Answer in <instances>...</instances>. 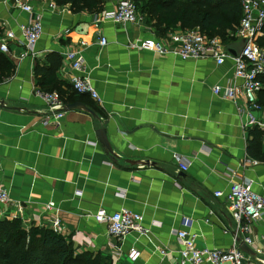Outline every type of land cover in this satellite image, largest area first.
<instances>
[{"label":"crops","instance_id":"1","mask_svg":"<svg viewBox=\"0 0 264 264\" xmlns=\"http://www.w3.org/2000/svg\"><path fill=\"white\" fill-rule=\"evenodd\" d=\"M49 2L32 0L43 15L35 54L19 58L23 47L14 41H8L9 52L0 51L14 64L13 73L0 82V182L22 206L17 218L25 226L50 228L59 218L60 233L79 251L110 255L112 264H172L180 248L174 231L184 217L192 220L197 246L232 247L236 222L225 199L214 192L226 194L236 180L252 181L254 191L264 194V132L258 156L250 157L246 147L253 126L247 125L242 102L213 93L215 85L241 82L233 77L232 59L218 65L212 58L159 55L151 49L153 42L184 30L158 37L146 21L96 22L97 13H72L68 6L53 11ZM113 6L108 1L104 10ZM28 17L14 0H0V41L6 30L18 34ZM100 36L106 45L99 44ZM68 50L80 51L82 73L100 101L82 94L75 102L87 110H66L74 103L66 102L69 90L59 124H46L50 108L37 95L35 65L48 53H59L57 76L69 84L75 72L63 60ZM261 82L257 101L264 106V76ZM100 129L112 152L99 142ZM248 157L256 164L246 163ZM99 208L140 213L149 232H132L115 242L94 219ZM12 211L0 205V219H12ZM250 234L256 239L264 227L254 224ZM243 244L240 235L237 245ZM131 248L138 251L134 261L127 258ZM248 248L244 252L254 257L256 244ZM254 258L264 264V258Z\"/></svg>","mask_w":264,"mask_h":264},{"label":"built area","instance_id":"2","mask_svg":"<svg viewBox=\"0 0 264 264\" xmlns=\"http://www.w3.org/2000/svg\"><path fill=\"white\" fill-rule=\"evenodd\" d=\"M114 2L111 9L103 10L96 14V22L109 20L113 23L139 24L145 21V15L141 13L135 0H110ZM14 5L29 15L27 22L20 24L19 33L6 30L0 41V51L9 52L8 41H14L23 49L19 58L33 56L35 47L43 34V15L37 12L32 0H14ZM242 17L235 31V40L246 39L245 46L240 56H232L226 49L219 37H207L198 28L188 29L174 33L169 40L156 39L151 49L159 55L171 54L182 60H198L212 58L216 64H222L226 58L233 61V77L241 82L234 85H215L213 93L223 99L232 101L240 100L243 105V112L248 117L247 125L257 126L264 132V106L257 101V94L262 90L261 77L264 76V46L258 43V38L264 28V0H241ZM54 2L50 1L48 9L57 10ZM104 36L99 37V44L106 45ZM84 44V43H82ZM132 47L144 48L138 44H131ZM65 63L71 65L74 74L69 76V85L78 94H89L92 98L100 101V97L91 83L88 76L84 75L83 58L78 50H68L63 54ZM37 95L50 108L44 123L58 125L64 116V102L56 91H43L38 89ZM255 112H261L255 117ZM246 163L256 164L252 158H246ZM180 168L186 171V163H180ZM230 172V171H229ZM230 174V173H229ZM216 197H223L226 201L228 211L236 222V230L233 236V245L228 249H210L196 245V234L191 231L192 220L184 217L181 221V228L174 231L180 246L172 264H260L258 258H264V234L254 239L251 228L254 224H261L264 227V194L257 193L253 189L252 181L232 180L226 194L223 191H215ZM0 205H10L13 209L11 218H17L22 212L19 201H14L9 191L0 182ZM51 210V204L46 205ZM97 223L105 225L107 234L115 242H120L132 232L142 235L149 232V227L143 223V215L126 208L115 212H107L99 208L93 215ZM51 228L60 233V219L51 221ZM243 235V242L251 246L256 244L255 256L252 257L240 249L237 245L239 236ZM138 251L131 248L127 252V258L135 260Z\"/></svg>","mask_w":264,"mask_h":264},{"label":"trees","instance_id":"3","mask_svg":"<svg viewBox=\"0 0 264 264\" xmlns=\"http://www.w3.org/2000/svg\"><path fill=\"white\" fill-rule=\"evenodd\" d=\"M50 1L57 6H68L73 13H100L110 0ZM135 1L145 15V21L158 37H167L177 29L198 28L203 35L219 37L229 44L236 39L235 31L242 17L241 0ZM258 43L264 46V28ZM60 64V54L50 52L44 61L35 65V73L41 90H56L63 100L66 92L72 89L57 76ZM13 70L14 64L0 53V82L10 76ZM67 95L66 102H75L82 97L75 91ZM262 137L263 133L257 126L249 128L246 150L250 157L258 156ZM0 264H112V259L110 255L100 252L79 251L71 238L50 227L34 224L25 226L19 218H2Z\"/></svg>","mask_w":264,"mask_h":264},{"label":"water","instance_id":"4","mask_svg":"<svg viewBox=\"0 0 264 264\" xmlns=\"http://www.w3.org/2000/svg\"><path fill=\"white\" fill-rule=\"evenodd\" d=\"M246 43V39H242L240 42L237 43H229L226 45L227 51L232 55V56H240L244 46ZM66 110H73V109H82V110H87L84 103L82 102H74L71 104L66 105L65 107ZM96 136L99 140V142L109 151L112 152V149L110 147L108 138L106 136V132L104 129H100L96 131ZM241 249L243 251L248 252L249 248L246 244H243Z\"/></svg>","mask_w":264,"mask_h":264},{"label":"rangeland","instance_id":"5","mask_svg":"<svg viewBox=\"0 0 264 264\" xmlns=\"http://www.w3.org/2000/svg\"><path fill=\"white\" fill-rule=\"evenodd\" d=\"M69 12H72L71 10H69ZM73 13V12H72Z\"/></svg>","mask_w":264,"mask_h":264}]
</instances>
